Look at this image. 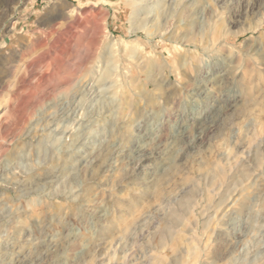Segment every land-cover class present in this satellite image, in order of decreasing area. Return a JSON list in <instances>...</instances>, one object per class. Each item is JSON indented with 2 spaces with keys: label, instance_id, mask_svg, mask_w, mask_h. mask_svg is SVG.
Here are the masks:
<instances>
[{
  "label": "rangeland",
  "instance_id": "1",
  "mask_svg": "<svg viewBox=\"0 0 264 264\" xmlns=\"http://www.w3.org/2000/svg\"><path fill=\"white\" fill-rule=\"evenodd\" d=\"M196 1L0 0V264H264V0Z\"/></svg>",
  "mask_w": 264,
  "mask_h": 264
},
{
  "label": "bare ground",
  "instance_id": "2",
  "mask_svg": "<svg viewBox=\"0 0 264 264\" xmlns=\"http://www.w3.org/2000/svg\"><path fill=\"white\" fill-rule=\"evenodd\" d=\"M180 1H181V0H180ZM197 1H199V0H197ZM197 1H196V2H197ZM180 19H182V18H180ZM179 21H180V20H179ZM179 21H177V22H179ZM182 21H183V20H182ZM182 21H181V23H182L183 27H185L186 25H184L185 23L182 22ZM186 21H188V20L185 19V22H186ZM188 22H189V21H188ZM181 23H180V24H181ZM177 25H178V24H177ZM179 26H180V25H179ZM176 27H177V26H176ZM182 29H183V28H182Z\"/></svg>",
  "mask_w": 264,
  "mask_h": 264
}]
</instances>
